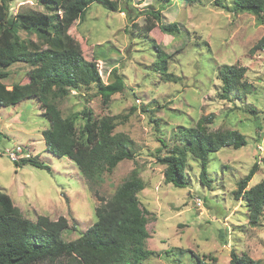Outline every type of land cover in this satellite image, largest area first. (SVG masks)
Masks as SVG:
<instances>
[{
  "label": "rangeland",
  "instance_id": "374dc122",
  "mask_svg": "<svg viewBox=\"0 0 264 264\" xmlns=\"http://www.w3.org/2000/svg\"><path fill=\"white\" fill-rule=\"evenodd\" d=\"M117 1L118 11L99 3L76 11L69 34L80 44L85 59L97 64L102 81L113 82L117 70L125 90L106 105L95 84L70 90L66 96L54 89L51 102L65 118L75 119L84 139L85 111L96 120L110 117L113 134L125 133L132 139L135 157L104 173L95 184L87 182L70 159L49 153L42 134L50 122L37 98L26 99L15 106H0V193L9 196L27 219L66 217L69 228L62 238L72 242L97 220L95 210L101 201L96 191L111 199L137 170L145 183L139 199L151 214L146 247L155 252L141 264H175V260L197 264V256L230 264L233 251L264 264V211L258 224H252L245 200L235 199L239 182L255 165L258 171L248 189L264 181V52L250 54L264 35V15L237 12L233 0L194 5L182 0ZM8 8L11 17L49 14L38 0L11 1ZM154 11H160L166 23H178L180 32L165 34L159 25L149 34L132 29L133 23L144 25ZM18 34L24 41L43 40L35 31L19 29ZM159 47L171 55V82L156 69ZM222 65L246 67L244 81L250 88L224 99ZM0 69L8 75L0 79L6 90L31 83L36 74L34 66L22 62ZM210 114L215 116L211 130H236L248 144L238 150L226 147L209 157L210 186L203 185L200 162L191 155L185 171L189 186L181 189L166 183V165L158 157L180 146L178 131L196 126ZM16 147L23 150L17 159L38 157L52 173L32 165L16 166L7 154ZM180 248L188 252L179 255ZM167 251L174 253L166 256Z\"/></svg>",
  "mask_w": 264,
  "mask_h": 264
},
{
  "label": "trees",
  "instance_id": "16d2710c",
  "mask_svg": "<svg viewBox=\"0 0 264 264\" xmlns=\"http://www.w3.org/2000/svg\"><path fill=\"white\" fill-rule=\"evenodd\" d=\"M11 1L15 0H0V68L22 62L34 66L36 74L31 83L16 84L10 90H6L0 81V106L11 107L26 99L37 98L50 122V128L42 134L49 153L57 158L70 159L84 180L95 184L104 173L135 157L131 149L132 139L125 133L113 134L111 118L96 120L91 111L84 112V139L79 136L75 119L65 118L51 102V96L55 94L54 89L66 96L70 90L95 84L103 103L107 105L112 96L125 90L124 80L117 70L113 72L114 81L105 84L97 64L85 59L80 44L69 34L76 11L84 12L93 3H99L109 11H118L119 3L117 0H38L49 14L11 17L8 8ZM182 1L194 5L203 0ZM233 4L237 12H249L258 17L264 15V0H233ZM144 23L141 26L133 23L132 29L149 34L159 25L161 31L169 35L178 34L181 29L178 23L164 22L160 11L151 12ZM19 29L35 31L43 40H21ZM255 52H264V35L250 50V54ZM170 58L171 55L157 48L156 69L166 82L174 79L169 72ZM219 73L224 99L250 88V84L244 81L246 67L222 65ZM7 76L0 69V79ZM214 121L215 116L210 114L202 117L196 126L178 131L176 137L180 146H175L166 157H158V161L166 165V183L181 189L189 186L185 171L186 158L191 155L200 162L203 185L210 186L209 157L223 148L238 150L248 144L246 137L236 130H211L209 126ZM15 163L16 166L32 165L52 173L51 167L38 157ZM257 171L258 165H255L239 182L235 192V199L245 200L252 224H258L264 211V181L248 189ZM144 189L143 179L134 170L111 199L106 200L96 191L95 196L101 201L95 210L97 220L72 242L62 238L69 228L66 217L61 216L57 220L47 216H38L35 221L27 219L9 196L0 193V264H141L147 261L155 252L146 247L150 238L148 216L151 214L139 199ZM177 252L183 255L188 251L180 248ZM171 253L174 252L167 251L165 254L169 256ZM209 258L202 260L197 256V264H218L216 258ZM175 264H179V261L175 260ZM230 264L263 263L245 253L239 255L233 251Z\"/></svg>",
  "mask_w": 264,
  "mask_h": 264
},
{
  "label": "built area",
  "instance_id": "2783aa9c",
  "mask_svg": "<svg viewBox=\"0 0 264 264\" xmlns=\"http://www.w3.org/2000/svg\"><path fill=\"white\" fill-rule=\"evenodd\" d=\"M22 152L23 150L20 147H16L14 149L9 150L7 154L12 161L16 162V161H19V159L17 158H19Z\"/></svg>",
  "mask_w": 264,
  "mask_h": 264
}]
</instances>
